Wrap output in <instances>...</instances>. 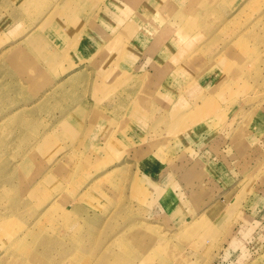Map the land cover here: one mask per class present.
<instances>
[{"label": "rangeland", "instance_id": "1", "mask_svg": "<svg viewBox=\"0 0 264 264\" xmlns=\"http://www.w3.org/2000/svg\"><path fill=\"white\" fill-rule=\"evenodd\" d=\"M95 1L102 5L87 1L86 13L109 8L108 0ZM177 1L184 7L198 0ZM144 2L119 0L110 9L140 14ZM171 2L149 22L160 39H149L148 49L164 52L171 66L159 72L166 83L158 89L161 78L149 75L156 90L145 87L147 106L117 125L100 164L32 165L18 177L16 166L1 164L16 161L13 144L6 145L15 134H0V264H133L130 255L152 260L145 264H264V0L218 6L214 12L230 20L213 19L215 31L199 29L197 40L188 41L192 59L182 60L167 52L182 29L169 16L186 15ZM69 4L71 25L81 9L78 0ZM161 92L170 97L163 100ZM153 169L181 175L182 194L165 207L146 180ZM29 177L41 181L38 197L24 188ZM45 209L50 212L41 216ZM162 253L163 261L156 255Z\"/></svg>", "mask_w": 264, "mask_h": 264}, {"label": "crops", "instance_id": "2", "mask_svg": "<svg viewBox=\"0 0 264 264\" xmlns=\"http://www.w3.org/2000/svg\"><path fill=\"white\" fill-rule=\"evenodd\" d=\"M87 1L92 6L102 5L95 0H78L81 11L74 19L77 25L73 21L71 26L69 22L72 20L66 12L70 0H0V104H3L0 134L7 129L13 131L15 137L12 136L6 145L12 143L16 149V161H3L1 164L16 166L18 177L28 170L26 166L32 165L69 166L73 162L82 166L89 164L90 160L93 164H100L104 159L102 152L106 150L104 143L111 138L117 125L122 119L140 113L142 105L147 106L146 88L156 83L149 75L156 72L160 77L171 68L164 59V52L148 49L149 39L155 38V42L160 39L149 22L152 16L162 18L167 0H145L146 9L140 14L131 11L124 12L125 15L110 9L119 0H108L106 11L96 8L92 14L86 13ZM171 1L181 7L177 0ZM224 2L227 0L186 2L181 7L186 11L183 19L174 14L169 16L172 22L180 21L182 29L167 52L178 60L184 57L192 59L194 43L189 44L188 41L197 40L199 29H216L211 25L215 18L221 17L225 22L230 20L222 10H219V15L214 12L218 6L226 4ZM189 29H193L195 34L185 32ZM120 41L123 43L118 47ZM199 45L204 48L209 42L197 43V47ZM229 46L224 45L223 52ZM101 71H105L103 75ZM108 72L114 73L115 78L108 79ZM176 77L171 79L173 85L178 83L179 77L177 80ZM161 80L155 84L158 89L167 78ZM104 85L109 86L105 92L102 90ZM162 92L163 100L170 97L169 93ZM172 100L180 99L172 97ZM74 135L77 139L69 141V137ZM53 150L58 151L57 162H52ZM70 151H75L80 158L72 159ZM112 164L114 162L109 163ZM176 173L153 169L146 176L154 196H160L164 207L165 200L178 199L182 194L181 175ZM65 175L67 180L64 184H68L69 178ZM38 183L36 178L29 177L24 184L32 197H38ZM185 191H188L187 187ZM20 196L24 195L19 193ZM75 204L82 208L78 202H73L72 206ZM48 212L45 209L40 214L47 215ZM114 240L109 241L111 245ZM156 255L159 258L166 256L163 253ZM130 260L133 264L152 261L137 255H130Z\"/></svg>", "mask_w": 264, "mask_h": 264}, {"label": "bare ground", "instance_id": "3", "mask_svg": "<svg viewBox=\"0 0 264 264\" xmlns=\"http://www.w3.org/2000/svg\"><path fill=\"white\" fill-rule=\"evenodd\" d=\"M68 1H69V0H68ZM70 1L72 2V0H70ZM71 2H70V3H71ZM40 182H41V181H40ZM40 182H39V183H40ZM37 185H38V184H37ZM31 186H32V185H31ZM31 186H30V187H31ZM30 189H32V188H30ZM28 191H29V190H28ZM185 229H186V228H185ZM185 229H184V230H185ZM18 239H19V238H18ZM7 250H8V249H7ZM7 250H6V251H7ZM3 255H4V254H3ZM138 255H139V254H138ZM132 256H133V255H132ZM137 258H138V257H137ZM134 260H135V259H134ZM128 262H129V261H128ZM130 263H131V262H130Z\"/></svg>", "mask_w": 264, "mask_h": 264}]
</instances>
